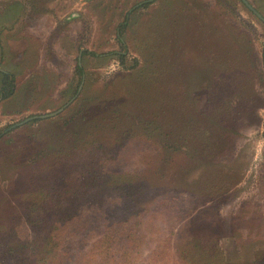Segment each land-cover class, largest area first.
<instances>
[{
  "label": "rangeland",
  "instance_id": "1",
  "mask_svg": "<svg viewBox=\"0 0 264 264\" xmlns=\"http://www.w3.org/2000/svg\"><path fill=\"white\" fill-rule=\"evenodd\" d=\"M245 1L264 18V0ZM263 50L264 23L240 0H0L13 79L0 94V247L26 241L30 262L41 239L28 208L52 204L73 206L75 226L51 244L57 264L63 252L98 264L87 253L104 223L135 213L137 245L117 261L260 264ZM125 189L147 205L125 204Z\"/></svg>",
  "mask_w": 264,
  "mask_h": 264
},
{
  "label": "trees",
  "instance_id": "2",
  "mask_svg": "<svg viewBox=\"0 0 264 264\" xmlns=\"http://www.w3.org/2000/svg\"><path fill=\"white\" fill-rule=\"evenodd\" d=\"M122 26L123 25H121V28ZM117 39L119 45L122 47V39L120 37H117ZM122 53V51L115 52V55L118 57V60L121 64L124 57ZM262 63L264 66V50L262 51ZM80 69L81 66L79 64H75V70L77 71V73H80ZM0 74L3 80L0 85V94L2 96H6L12 92L13 79L11 78V74H9L7 71H0ZM95 165L92 166L95 167ZM98 167H101V169H103L104 163H101L100 165H98ZM87 168V162L82 161L78 167V171L80 172V174H85V170ZM86 174L88 176V179L86 180H89L91 177V179H93L91 182H103V180L100 179V175L98 174H93L92 172ZM125 194L128 198V202L125 204L131 205L133 208H135V204L139 201L134 200L133 196L128 194V189H125ZM140 204L147 205L145 201H140L139 204L137 203V205ZM47 205L50 206L46 207V205L42 206L41 204H32L28 208L27 215L29 219L27 222L31 225L32 228L37 231L41 240H38L39 243L38 241H36L35 245L30 247V253L34 254V258H32L30 262H27L26 264H57V261L59 260H56L55 251H53L54 248L52 247L53 249H51V246L55 245L56 248L57 242H59L61 238H63V233L71 235L73 229L75 228L74 226V228L71 229L73 226V223H69L71 220H64L65 218H67L68 210L71 207L73 208V206H67L68 208L63 212V209L56 208L52 204ZM132 207H125L124 209L122 207V211H134ZM137 216V213L127 214L126 216H122L120 219L116 220V222L104 223V230L96 240V244H93L90 248V252L87 253L88 256H90L91 253L98 251L97 259L100 263V259L102 258L100 257V254L101 250L103 249L109 252H105V260H102L101 264H107V260L110 261L109 264H127V262L115 260V256L118 249L124 248L125 246H129L128 249H131L134 247L133 245H137L136 240L133 238L134 228L135 226H137V222L139 221L136 219ZM23 242L19 243L12 240L2 242L0 247V264H25L24 260L26 254L24 250H26L27 245ZM67 253L68 252H63L64 258L60 260L63 262V264L66 260H68ZM259 262L260 264H264V257H262Z\"/></svg>",
  "mask_w": 264,
  "mask_h": 264
},
{
  "label": "water",
  "instance_id": "3",
  "mask_svg": "<svg viewBox=\"0 0 264 264\" xmlns=\"http://www.w3.org/2000/svg\"><path fill=\"white\" fill-rule=\"evenodd\" d=\"M242 1V3L248 8V9H250L258 18H260L263 22H264V19L263 18H261L260 17V15L257 13V12H255L254 10H253V8L245 1V0H241ZM80 86V85H79ZM79 86H78V88H79ZM59 110H61V108H59V109H57L56 111H54V112H49V113H46V114H40V115H37V116H32V117H39V118H46V117H50V116H52L53 114H55L56 112H58ZM27 119H30V118H26V119H24V120H22V121H20L19 123H22V122H25Z\"/></svg>",
  "mask_w": 264,
  "mask_h": 264
},
{
  "label": "flooded vegetation",
  "instance_id": "4",
  "mask_svg": "<svg viewBox=\"0 0 264 264\" xmlns=\"http://www.w3.org/2000/svg\"><path fill=\"white\" fill-rule=\"evenodd\" d=\"M241 1V0H240ZM242 2V1H241ZM250 10V9H249ZM255 12H257L255 9H253ZM251 11V10H250ZM252 12V11H251ZM253 13V12H252ZM259 15H260V17L261 18H263V16H261V14L259 13V12H257ZM254 14V13H253ZM255 15V14H254ZM256 16V15H255ZM257 17V16H256ZM258 18V17H257ZM258 19H260V18H258ZM264 19V18H263ZM261 20V19H260ZM262 21V20H261ZM263 22V21H262ZM264 23V22H263ZM76 64H78V63H76Z\"/></svg>",
  "mask_w": 264,
  "mask_h": 264
}]
</instances>
